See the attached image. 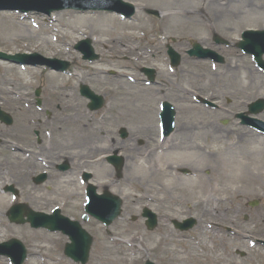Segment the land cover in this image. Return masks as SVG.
<instances>
[{"label": "rangeland", "instance_id": "374dc122", "mask_svg": "<svg viewBox=\"0 0 264 264\" xmlns=\"http://www.w3.org/2000/svg\"><path fill=\"white\" fill-rule=\"evenodd\" d=\"M125 1L132 2L136 7L132 18L126 20L116 14L80 13L70 9L56 11L49 16L30 13L26 19L16 12L0 11V50L11 53L36 52L70 62L66 73L41 67H27L24 71L18 66L6 67L10 75L8 82H14L15 92L25 94L29 91V96L34 100L33 91L42 88L41 98L47 111L45 114L32 107L33 111L30 109L22 113L21 102L15 97L12 104L20 108L16 113V128L30 124L31 129H50L54 142L84 145L85 148L80 150L92 155L90 153L105 147L104 139H118V129L125 127L127 139H132L127 142L128 147H136L139 139L151 138L148 146L152 148L158 138V102L164 98L173 103L177 112L176 130L181 125L184 128L196 127L197 134L192 139L195 149L188 155L191 175L184 176L177 168L181 144L176 130L167 141L171 148L163 158L171 166L170 169L154 174L147 164L139 163L137 159L127 160L126 164L132 169L124 172L122 178H117L106 170L101 160L91 163L98 191H101L102 185L108 184L107 187L122 198L123 210L108 232L95 222L84 226L93 236L86 264H143L146 259L154 264H264V178L247 187L239 184L238 189L225 186L226 191L212 195L211 199L222 202L219 205L226 207V211H216L213 219L218 225L211 229L209 235L202 233V228L208 222H213L209 220L202 203H205L208 195L213 194L211 187H224L219 179L223 169V154L219 149L232 144L231 154L228 153L226 157L235 158L234 166L239 172L252 175L256 172L253 159L260 157L254 147L264 144V136L240 125L234 117L235 112L244 109L248 102L264 96V74L256 75L248 55L241 54L232 45L244 28H264V0ZM209 1L214 2L209 4ZM147 8L161 11V16L157 18L147 14ZM167 14L169 17L166 18ZM52 17L57 18L55 25L59 29L56 42L51 37L53 29L48 25ZM77 17L83 19L73 23ZM111 17L115 21H110ZM33 22L38 26H33ZM69 23L76 27V32L65 27ZM125 23L139 25L130 31ZM102 27L115 31L114 34L111 32L112 36L103 33V40L120 37L122 45L130 49V53H121L111 42H96L94 37ZM212 30L228 40L230 46H215L211 40ZM83 37L93 39L92 45L99 54V58L91 63L83 60L74 49V44ZM192 40L218 50L225 62L217 64V68L212 70L208 60L188 57L185 50ZM166 44H171L182 56L181 66L174 73L167 70ZM145 65L156 69L157 85H145L142 81L145 77L140 68ZM235 65L239 69H228ZM128 75L134 76V84L129 81ZM18 80L22 82L20 87H17ZM81 81L104 96L106 103L102 108L95 111L87 108V101L77 93V85ZM24 85L27 88L21 91ZM193 94H200L208 100L219 98L220 101H217L221 109L213 111L202 103L194 102ZM77 114L83 116L81 120H76ZM30 117L37 120L35 124L30 122ZM259 117L264 119V111ZM63 118L68 119L63 121ZM224 120L226 123L222 124ZM81 125L86 128L80 130ZM246 131L252 135L242 137L241 134ZM79 134L86 135L88 139L91 137L95 143L82 144L77 140ZM144 160L147 162L148 159ZM108 175H112V183L107 181ZM72 189H65L62 194L58 192L44 207L35 206L47 211L50 201L58 203ZM75 189L81 190L78 185H75ZM80 195L77 197L78 203L81 201ZM146 196L158 199L159 204L154 207L162 215L158 226L152 231L147 230L140 219H131L139 215L140 207L146 203ZM27 197L26 193H22L24 200ZM32 199L29 201L34 204ZM252 200L259 203L250 206ZM72 210L77 217L79 210ZM3 214L4 211L0 209V241L11 237L21 240L28 254L23 264H41L40 258L42 264H53L58 258L61 264H75L63 253L64 243L68 240L66 235L60 231L48 232L44 228L34 230L23 224H9ZM186 216H193L197 220L196 225L188 231H179L170 223L172 218L180 220ZM42 238L48 243L42 242ZM249 240L255 242L253 246ZM196 241L198 244H194ZM37 248L40 258H35L33 254ZM180 257L183 259L180 260ZM0 264H9V259L0 256Z\"/></svg>", "mask_w": 264, "mask_h": 264}, {"label": "flooded vegetation", "instance_id": "af4514ba", "mask_svg": "<svg viewBox=\"0 0 264 264\" xmlns=\"http://www.w3.org/2000/svg\"><path fill=\"white\" fill-rule=\"evenodd\" d=\"M11 111L12 109L9 110ZM21 126L16 128L14 123L7 126L0 122V193L14 189L17 194H31V190L35 189L40 197L34 204L45 206L55 194L61 193L63 183L73 182V163L78 158L76 149L73 145H48L40 137L32 138L24 124ZM112 143L114 144V140ZM64 164L67 167L60 169L59 166ZM32 168L39 170L31 172ZM38 172H44L45 176L35 183Z\"/></svg>", "mask_w": 264, "mask_h": 264}, {"label": "bare ground", "instance_id": "6f19581e", "mask_svg": "<svg viewBox=\"0 0 264 264\" xmlns=\"http://www.w3.org/2000/svg\"><path fill=\"white\" fill-rule=\"evenodd\" d=\"M212 2H214V1H209V4H211ZM167 17H169V14L166 15V18ZM84 18H87V17H84ZM81 19H83V17H81V18L77 17L72 22L74 23L75 21L81 20ZM70 24L71 23L65 25V27L67 29H69L71 32H76L77 31V30H75L76 27H74ZM125 24H127L126 26L129 29L139 25V23H125ZM125 24H123V25H125ZM53 30L55 32V33H52L53 35H55L59 31L58 29H55V28ZM130 31H133V30L131 29ZM111 32L113 34L115 33V31H110V29H105L104 27H102L99 29V31L97 33V37L95 38V40L97 42H103L105 44H108L111 42L113 44V47L116 48L117 50H119L121 53L122 52L130 53V49H128L122 45V41L120 40V37H114L113 39H110L111 38L110 37L109 40H103L102 39L103 33H107L110 36H112ZM133 58H135V57H133ZM228 65H229V67H231V64H228ZM228 69L232 71V70L239 69V67L237 65H235L232 68H228ZM75 117H76V120H81L83 116L80 117V114L79 115L77 114ZM75 117H74V120H75ZM66 119H68V118H63L62 120L65 121ZM85 128H86L85 125H81L79 127L80 130H84ZM152 128H155V126L152 125ZM156 128H157V126H156ZM147 129H148V127H147ZM175 130L173 133L175 134L177 131V133H178L177 135L179 136V140H180V144H181L180 155H179L180 160H179V164L177 165V168L191 167V162L188 161V155L190 152L194 151V149H195V145L192 142V139H193V136H195L197 134L196 133V127H195V125H192V126H189V128H184V126L181 125L179 127V129H177L176 131ZM173 133L170 135V137L173 135ZM250 134H251L250 131H246V132L242 133L241 135H242V137H244V135H250ZM147 139L150 140L151 138H147ZM77 140L79 142H81L82 144H84L85 142L88 145L95 143V141L92 140L91 137L88 139V137L84 134H79ZM241 141H243V140L241 139ZM263 145L264 144L259 145L257 147H254L256 150H258L257 153L260 155V157H257V159H253L254 164L256 163L255 164L256 165V172H253L252 175L250 173L247 174L244 171L239 172L236 169V167L234 166V163L236 162L235 158H227L226 157V155L228 153L231 154L232 150H230V148H232V144L228 145L227 147H223V148L219 149V152L223 154V157L221 158V164H222L223 169L221 170V172L219 174V179H220V185L222 186V184H223L224 187L222 189L218 188V187L213 189L211 187L210 191L213 194L208 195V197L205 199L204 204L202 202H200V203H202L204 210L207 212L208 216L210 217L209 220L213 221V222H208L207 225L202 228L203 234L209 235L211 233V229L213 227H215L216 225H218V222L213 219V217L215 216V212L218 210H221V209L226 211L225 210L226 207H224L223 205H221V206L219 205V203L222 204V202H217V201L214 202L215 198L211 199L212 195L219 194L223 191H226L225 186H228V188H230L232 190L238 189L239 184H241L240 186L244 185L245 187H247V186H250L253 182H256L259 178H261V177L264 178V156H263L264 147H263ZM149 162H151V161H148L147 164ZM180 180H184V178H180ZM197 203L200 204L199 202H197ZM243 236L244 235H241L240 237H243ZM43 240H42V242L48 243V241L46 239H43ZM39 249L33 251V254H35L34 255L35 258H36V256H37V258H40L39 257ZM55 253H57L56 250H55ZM182 259L183 258L180 257V260H182ZM60 260L61 259L58 258L57 260H55V262H53V264H61ZM42 263L43 262L41 261V264Z\"/></svg>", "mask_w": 264, "mask_h": 264}, {"label": "water", "instance_id": "95a60500", "mask_svg": "<svg viewBox=\"0 0 264 264\" xmlns=\"http://www.w3.org/2000/svg\"><path fill=\"white\" fill-rule=\"evenodd\" d=\"M110 0H88L85 2H91L89 5L87 6H79L75 3V0H67L66 3L62 4L61 6H58V8L60 7H74V8H80V9H88V8H92V9H108V10H118L120 12L123 13H130L127 12V10H124L122 7H112L110 6L111 4H108ZM115 3H117L119 6H121L122 2H120V0H113ZM119 1V2H118ZM124 5H127L129 7H131L130 4L128 3H123ZM132 8V7H131ZM48 10V9H47ZM153 14H157L156 11H150ZM218 39V38H216ZM248 39H246V41H242L239 43V46L242 47L244 50L249 51V52H254L257 56V58L260 57L261 55V51H256V50H251L250 48H248L247 45ZM83 44L85 45L86 50L83 49V47L80 48V46H77L79 49H82L86 54L84 55L85 58H96L97 56L93 54L92 48L90 47V41L89 40H85L83 42ZM194 50H191L190 53H194L197 55H202L197 53V51H199L201 48L198 44H194L193 45ZM171 51V56H172V62H178L179 61V57L177 54H175L172 50ZM22 55H7L5 53L0 52V59H6V60H10V61H14V62H18L20 61V59L22 58ZM41 64H49V62H40ZM49 66L51 68H55V69H59V70H64L67 66L68 63L67 62H63V61H58L55 62V64H49ZM84 93L89 96L92 99V102L89 104V107L91 109L94 108H98L101 106L102 104V98L100 96H96L94 95L91 91H88L86 88H83ZM259 105L258 110L262 109L264 107V101L257 103ZM167 106L169 107V109H166L165 112V117H166V123H168L167 126V130L169 131L172 128V116H173V112H172V108L169 104H167ZM256 110V109H255ZM121 135L122 136H126V132L124 129H121ZM117 169H120L121 166V160L117 162ZM114 198V197H113ZM112 200V198H111ZM104 201L106 202V204L108 205L109 203V209L114 211L110 216L107 217H102V219H104L106 222H110L118 213V207H119V201L115 202V205L110 204V199L108 198H104ZM28 220L31 222V224L33 226H37V225H46L51 229H57V226H53V225H49L48 223L45 222H40L42 220V218H40V214H36V213H31L29 212L27 214ZM23 221V220H21ZM148 227L152 228L155 225V220L152 218H150L149 222H148ZM194 223V220L189 219L185 222L184 225L182 224H176L177 227H180L181 229H186L189 228L190 226H192ZM64 232H68L70 235V239H71V243L66 244L65 246V253L72 257L74 260L78 261L80 260L82 263H85L88 257V250L91 244V237L84 231L80 230V227H74L71 229L68 228H64L63 230ZM19 242L17 240H10L9 242H7L5 245V247H17L18 248V252L19 255L18 257L14 256L11 254V252L8 251H0V253H6V254H10L12 255V257L16 260L17 264H20L22 258L24 257V248L22 247V249L19 248ZM17 258V259H16ZM146 264H152L151 262H147Z\"/></svg>", "mask_w": 264, "mask_h": 264}]
</instances>
